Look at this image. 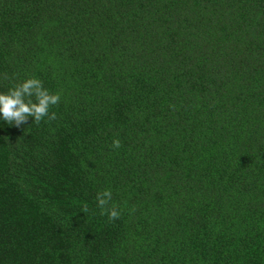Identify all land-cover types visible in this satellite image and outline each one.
I'll return each mask as SVG.
<instances>
[{"label": "trees", "instance_id": "1", "mask_svg": "<svg viewBox=\"0 0 264 264\" xmlns=\"http://www.w3.org/2000/svg\"><path fill=\"white\" fill-rule=\"evenodd\" d=\"M30 76L61 99L0 121V264H264V0H0Z\"/></svg>", "mask_w": 264, "mask_h": 264}, {"label": "clouds", "instance_id": "2", "mask_svg": "<svg viewBox=\"0 0 264 264\" xmlns=\"http://www.w3.org/2000/svg\"><path fill=\"white\" fill-rule=\"evenodd\" d=\"M61 96L59 92H51L43 84V81L30 76L17 81L13 86L5 91H0V121L17 126L27 122L30 117L34 122H39L43 118L55 119L56 113L50 112V106L58 104ZM114 147L120 146L119 138L112 140ZM112 200V190L104 188L96 194V203L101 212H106L110 219L121 215L116 206H109Z\"/></svg>", "mask_w": 264, "mask_h": 264}]
</instances>
